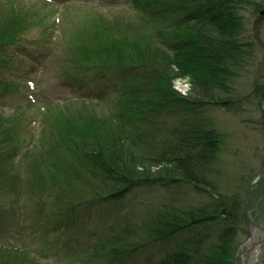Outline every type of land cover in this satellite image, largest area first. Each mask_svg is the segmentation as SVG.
<instances>
[{"label": "trees", "instance_id": "16d2710c", "mask_svg": "<svg viewBox=\"0 0 264 264\" xmlns=\"http://www.w3.org/2000/svg\"><path fill=\"white\" fill-rule=\"evenodd\" d=\"M246 1L102 0L132 14L99 11L79 21L65 36L70 68L84 73L129 66L151 72L127 97L108 105L106 113L103 103L93 99L104 93L84 97L79 91L74 105L65 100L63 105L45 104L35 144L23 138V116L0 114V199H19L30 191L40 204L52 201L55 218L74 217L137 188L186 184L211 200L200 205L169 201L151 209L142 204L146 209L140 218L135 210L119 217L98 238L108 253L106 261L144 253L199 226L202 235L156 264H235L251 235L245 199L222 190L216 169L221 136L193 116L201 106L232 109L247 98L235 99L231 85L249 54L242 16L236 12ZM4 3L0 59L4 49L22 42L34 27L47 25L25 1ZM42 36L48 38L47 30ZM178 80L188 82L187 96L174 89ZM263 88L256 82L254 94L262 96ZM209 93L210 99L201 98ZM165 130L168 137H163ZM19 155L26 159L23 165L16 160ZM0 264L45 263L27 250L1 244Z\"/></svg>", "mask_w": 264, "mask_h": 264}, {"label": "rangeland", "instance_id": "374dc122", "mask_svg": "<svg viewBox=\"0 0 264 264\" xmlns=\"http://www.w3.org/2000/svg\"><path fill=\"white\" fill-rule=\"evenodd\" d=\"M9 0H0L5 4ZM11 1V0H10ZM33 6L37 15L47 20L46 28L34 27L24 40L3 50L0 64V114L8 117L23 116L22 133L26 142H35L42 131L43 113L47 103L71 105L79 97L94 93L103 94L94 102L103 103L106 113L120 98L127 97L132 88L140 86L142 77L151 71H141L133 67H118L112 71L78 72L70 68L66 34L71 32L85 17L94 12H109L125 17L132 14L126 7H111L102 0H12ZM264 0H247L236 8L242 16V40L246 42L249 54L238 67V74L231 82L234 98H246L232 109L207 104L198 108L194 120L202 122L208 129H215L221 136V151L218 155L217 180L222 190L229 194L248 197V181L261 174L264 168V88L262 96L254 94L256 82L264 86ZM72 17V19H71ZM44 30L48 38L43 37ZM5 85V86H4ZM188 82L177 81L174 89L186 96ZM213 91V90H212ZM76 92V94L74 93ZM217 97L224 94L217 93ZM211 93L202 95L210 99ZM65 100V101H64ZM107 104V105H105ZM174 121V122H173ZM173 125L178 123L173 119ZM169 128V127H168ZM167 128V129H168ZM163 137H168L165 130ZM32 144H29L31 149ZM28 147L23 148V152ZM19 165L26 159L16 158ZM256 176V177H257ZM254 181V180H253ZM252 181V182H253ZM251 182V183H252ZM14 197L0 199V245L16 246L27 250L45 264H156L167 254L180 248L187 240L202 235L201 228L195 226L183 230L155 248L140 254L115 257L106 261L102 249L103 242L98 238L108 233L121 216L135 210L140 218L146 207L155 208L169 201L188 205L207 203L211 198L200 194L191 186L178 184L162 187L137 188L128 195L84 210L81 214L69 217L54 214L51 200L42 199L39 203L30 191ZM246 208V207H245ZM253 219L264 228V179L253 190L249 205ZM68 217V218H67ZM263 232V231H262ZM261 231L255 235L257 244L238 258V264H249L252 260L261 264L264 257V239ZM251 237V235H250ZM246 239L238 254L246 249ZM256 253L252 257V253Z\"/></svg>", "mask_w": 264, "mask_h": 264}, {"label": "water", "instance_id": "95a60500", "mask_svg": "<svg viewBox=\"0 0 264 264\" xmlns=\"http://www.w3.org/2000/svg\"><path fill=\"white\" fill-rule=\"evenodd\" d=\"M263 14H264V11H263ZM262 111H263V119H264V108L262 109ZM263 179H264V168H263L261 174L257 178L254 179V181L250 184V187H249L247 203H246V214H247V218H248L250 225H251V234L252 235H251L250 239L246 242L247 249L243 253H241L240 255H237L235 264H238L237 260L240 256L247 253L253 247H255L257 244H259V243H257V241L255 239V235L258 232V230L264 232V228L253 219V217L251 216V213H250V209H249V205H250V202L252 199L253 190ZM257 253L258 252L252 253V257L255 256V254H257ZM253 263H255L254 260L249 262V264H253Z\"/></svg>", "mask_w": 264, "mask_h": 264}, {"label": "flooded vegetation", "instance_id": "af4514ba", "mask_svg": "<svg viewBox=\"0 0 264 264\" xmlns=\"http://www.w3.org/2000/svg\"><path fill=\"white\" fill-rule=\"evenodd\" d=\"M261 233L262 239H264V232L261 231ZM261 264H264V257L262 258Z\"/></svg>", "mask_w": 264, "mask_h": 264}, {"label": "built area", "instance_id": "2783aa9c", "mask_svg": "<svg viewBox=\"0 0 264 264\" xmlns=\"http://www.w3.org/2000/svg\"><path fill=\"white\" fill-rule=\"evenodd\" d=\"M182 81V80H181ZM188 88H189V85H187V90H186V94L188 93Z\"/></svg>", "mask_w": 264, "mask_h": 264}]
</instances>
